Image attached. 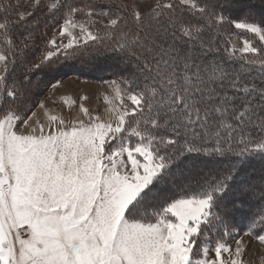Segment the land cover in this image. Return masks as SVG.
<instances>
[{"label": "snow or ice", "instance_id": "6c2138e0", "mask_svg": "<svg viewBox=\"0 0 264 264\" xmlns=\"http://www.w3.org/2000/svg\"><path fill=\"white\" fill-rule=\"evenodd\" d=\"M29 7L0 0V264H252L245 238L264 249V0ZM103 55L128 73L104 81L103 115L28 107L45 69Z\"/></svg>", "mask_w": 264, "mask_h": 264}, {"label": "rangeland", "instance_id": "374dc122", "mask_svg": "<svg viewBox=\"0 0 264 264\" xmlns=\"http://www.w3.org/2000/svg\"><path fill=\"white\" fill-rule=\"evenodd\" d=\"M19 8L21 11L30 10L31 0H17ZM120 3L132 5L137 4L144 10L152 0H118ZM47 15L46 12H37L36 19L41 22V31H43V20ZM95 19L107 23L106 17L94 16ZM63 68H60V67ZM61 69V70H60ZM63 69L68 70L67 64H57L53 66L51 72L45 69L44 72L40 73L34 78V93L36 95L32 96L28 100V107L33 108L37 112L38 117L44 119L43 110L34 107L39 103V101H44L46 108L51 110L50 114H60L66 120H71L74 118H82L80 113L79 105L82 102L85 107H87L93 114H104V111L109 105L105 102L104 97L107 95L110 99L112 97L111 89L107 84L104 83L105 80H112L116 78H110V72L102 71L96 78H90L86 73L78 74L80 71L73 70L65 72ZM56 72V73H54ZM47 73V74H46ZM77 73V74H76ZM54 76L52 82H58V88L56 90L50 89L49 78ZM43 81V82H41ZM61 97H68L69 103L65 104ZM81 97H87V99L81 101ZM75 101L72 104L71 101ZM55 101V103H53ZM118 104L119 102L116 101ZM63 111V112H62ZM243 232L239 231V236H242ZM236 236L235 238H239ZM245 243L250 245V248L246 250L245 256L243 257L246 261H251L252 264H261L260 257L264 254V249H261L259 242L255 239L249 240L245 238Z\"/></svg>", "mask_w": 264, "mask_h": 264}, {"label": "trees", "instance_id": "16d2710c", "mask_svg": "<svg viewBox=\"0 0 264 264\" xmlns=\"http://www.w3.org/2000/svg\"><path fill=\"white\" fill-rule=\"evenodd\" d=\"M66 64L68 66V70L63 69L64 71L66 70L65 72L78 70L80 71V73L78 74L87 73L90 76V78H96L97 76H99L98 74L100 72L102 73V71H107L108 73L110 72L109 77L116 79L120 78L121 75L124 76L128 75L127 72L122 71L124 66L120 64L118 60L111 58L107 55L97 56L95 58L84 57L82 59L68 61L66 62ZM60 68L63 67L61 66ZM197 163H199V161H197ZM253 167L258 169L260 167L259 162L258 161L253 162ZM235 224L237 230L239 231L240 228L246 226L247 220L244 219L243 217L238 216L236 218ZM221 230H222V226L217 225L215 228L211 230L210 235H214L218 237L221 234Z\"/></svg>", "mask_w": 264, "mask_h": 264}, {"label": "bare ground", "instance_id": "6f19581e", "mask_svg": "<svg viewBox=\"0 0 264 264\" xmlns=\"http://www.w3.org/2000/svg\"><path fill=\"white\" fill-rule=\"evenodd\" d=\"M63 112V111H62ZM41 118V117H40Z\"/></svg>", "mask_w": 264, "mask_h": 264}]
</instances>
